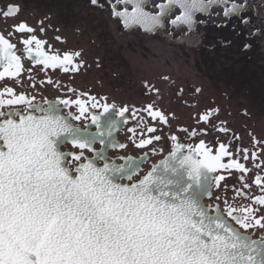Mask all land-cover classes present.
<instances>
[{"label": "snow or ice", "instance_id": "6c2138e0", "mask_svg": "<svg viewBox=\"0 0 264 264\" xmlns=\"http://www.w3.org/2000/svg\"><path fill=\"white\" fill-rule=\"evenodd\" d=\"M90 2L98 5L99 0ZM121 2H131V12L127 7L117 11L113 5L112 14L125 27L139 24L148 31L162 26L165 10L172 5H178L182 12L170 23H182L189 29L196 23L194 13L209 12L214 5H223V18L235 14L242 25L249 23L240 15L247 5L235 0H231V6L230 0H166L156 5V13L144 10V0H117ZM18 12V6L8 5L2 15L6 20ZM215 15L220 17L221 13ZM225 26L223 22L216 24ZM13 28L20 34L24 53L36 65L61 68L65 73L79 71L74 57H79L80 52L49 54L44 50L46 41L38 38L34 28L25 22ZM40 31H44L43 27ZM0 66V79L17 78L25 71L16 44L2 33ZM27 72L31 79L32 69ZM145 86L158 93L154 86ZM89 99L91 109L103 108L108 112L115 108L95 97ZM34 100V96L29 98L23 91L17 94L13 87L0 91V264H264V175L254 178L261 195L249 196L244 191L250 188L248 183L242 185L244 190H235L237 196L251 203L240 206L224 199L221 208L219 203L203 202L205 197H212L206 182L211 180L219 189L226 179L224 174L210 176L211 173L237 170L243 181L244 174L251 169L241 161H250L254 168L264 170V161L256 163L264 157V139L252 136V149L238 147L235 151L230 149L231 142H219L214 150L201 139L194 146L188 144L187 153L173 163L185 145L172 135L170 139L176 143L169 157L160 163L177 178L157 175L159 166L155 164L138 178L146 156L110 158L107 154L109 148L127 147L113 137L121 120H111L104 128L100 117L79 98L57 99L46 102L47 106ZM72 105L78 107V114L62 113L61 106ZM128 111L124 106L116 115L124 118ZM143 111L153 121L168 124L165 113L153 103ZM217 111L207 110L198 122L208 123ZM136 115L137 110L133 109V118ZM89 118L95 131L73 123ZM128 131L133 133L132 142L141 149L161 139L160 135L144 138L142 132L136 142L135 129ZM156 131L155 127L147 128L150 134ZM181 131L195 137L198 130ZM218 131L227 135L230 129L221 124ZM240 139L232 134V140L239 143ZM97 142L104 147L97 149ZM68 145L70 149L62 151ZM152 152L156 154V149ZM181 169L185 170L187 181Z\"/></svg>", "mask_w": 264, "mask_h": 264}, {"label": "flooded vegetation", "instance_id": "af4514ba", "mask_svg": "<svg viewBox=\"0 0 264 264\" xmlns=\"http://www.w3.org/2000/svg\"><path fill=\"white\" fill-rule=\"evenodd\" d=\"M107 5L104 6L102 3L99 6L101 10H110V18L118 21L115 25L120 27L113 29L112 41H116L121 46H124L120 39L125 32L133 33L140 31L146 35H157L165 30H183L187 32H193L196 30L199 24V16H206L211 14L214 7L223 5H214L209 12L194 13L196 23L189 29L186 25L178 23L173 25L170 23L171 19L179 16L182 9L178 5H172L165 10V15L162 18V26H157L154 30L148 31L139 24H133L130 27H125L122 20L119 17L114 16L113 5L116 6V10L120 11L124 7L128 8V11L132 10V3L127 4L117 3V0H104ZM155 0H144V10L152 13L158 12L156 5L166 3V0L157 1L153 8L150 6ZM8 6V5H7ZM6 7L0 6V33L4 34L7 38H10L11 42L16 44L17 55L21 56L22 63L24 64L25 71L17 78L5 77L0 79V91L5 87H13L17 94L24 92L29 98L35 97L34 103L42 106H47L46 102L55 101L57 99H81L84 100L86 105L89 107L90 112L100 117V123L104 128L108 127L111 120H121V123L117 129L113 132V137L120 143L127 145L125 149H111L107 151L108 156H132L136 159L145 157L144 163L141 165V170L137 173L138 178L147 174L151 170L152 165L157 164L158 161L166 157L173 150V146L176 142L172 141L170 137L172 135L177 136V141L183 145V151L187 153V145L192 144L193 146L199 143V140H205L209 147H213L215 150L218 147L219 142H231L230 149L235 151L238 147H248L252 149V136L257 139H264V118L260 111L264 108V88L253 86L252 77L248 76L246 72L244 75L241 73L244 64L231 65L230 79L235 76V73L239 74L240 81L248 86V88L255 89L254 100L257 104V111L253 113L249 108L242 107L238 111V104L229 103L224 105L221 102L219 93L216 88L211 86L213 84V78L210 73L205 72L203 69V61H200V56L196 59L194 57L182 56L180 59H188L187 62H195L193 65H180L173 64L168 56L162 55H146L144 60H138L140 58L138 54L128 55L124 57L125 65L119 63L116 67L105 68V65L101 64V58L108 59L110 56L102 54L101 57L98 55L93 56L92 61L91 55L86 52L85 46L90 45L84 38V28L71 29L70 32H66L64 26L57 22H48L52 20L51 17L41 18L36 17L35 12H32L29 8L19 7V12L14 17L5 18L2 13L7 9ZM154 10V11H153ZM34 11V10H33ZM246 11V10H245ZM244 12V11H243ZM241 12V13H243ZM240 13V14H241ZM49 16L51 14L49 13ZM237 16L235 14L231 15ZM20 22H25L30 27L35 29V34L38 38L46 41L44 50L49 54H59L63 56L65 52H80L79 57H74V61L80 65L79 71H69L65 73L61 68L57 69H44L43 66L36 65L27 54L24 53V46L20 42V34L14 32V25ZM76 25V24H75ZM83 25V24H82ZM43 27L44 31L41 32L40 28ZM12 33L9 37L8 34ZM27 38V33L23 34ZM59 37L60 39H57ZM91 41V40H90ZM79 42V43H78ZM98 44V43H97ZM78 45V47L74 46ZM137 45L136 40L128 41V46L131 50L136 51L135 46ZM34 47V45H33ZM104 52H107L105 49ZM198 59V60H197ZM82 61V63H81ZM181 61V60H180ZM249 62H253L250 60ZM123 67L127 69L123 71ZM31 68V79H29V73L27 69ZM104 69L105 73L101 76H95L98 69ZM114 69L116 71H114ZM190 69V70H188ZM0 66V71H2ZM110 72L112 80H105V75ZM107 72V73H106ZM164 77H168L167 80ZM51 79L53 82L49 84L47 81ZM43 81V83H42ZM233 85H237V80H233ZM35 84V87L31 85ZM148 84L150 87L158 89L156 91H149L145 86ZM240 87V86H239ZM237 87V88H239ZM244 87V86H242ZM196 88H200L199 93L195 92ZM71 89V91H70ZM242 88H239V91ZM250 89L248 91L250 93ZM180 90H183L182 92ZM251 94V95H252ZM249 95V97L251 96ZM90 97H95L96 101L100 103H108L115 105L114 109H110L108 112H104L103 108L91 109L90 108ZM5 98H8L7 96ZM250 99H252L250 97ZM149 103H153L156 108L163 111L168 118V124H161L158 121H153L148 116L147 112L143 111ZM127 106L129 111L125 113L124 118H120L116 115V112L121 108ZM242 106V105H241ZM239 106V107H241ZM62 108V113L72 111L78 114V107L72 105L71 108ZM137 110L135 118L132 116V110ZM209 109H218L213 116L209 118V122H198V118L201 114H204ZM123 120H127V123H123ZM73 123L80 124L82 127L87 126L90 131H95L96 126L91 124L90 118L88 120L73 121ZM221 124H225L229 129V133L225 135L218 131ZM148 127H155L157 131L155 133H148ZM129 128L135 129L136 142L141 138L143 132L144 138H148L151 135H160L159 141H153L152 145H148L145 148H137L132 142L133 133L128 131ZM188 128L189 132L193 128H197V135L191 137L189 134L181 131V129ZM199 129H205V132L199 131ZM236 133L241 139L239 143L232 140V134ZM70 145L62 148V151L70 149ZM95 147L100 149L104 147L99 142L96 143ZM156 149V154H153L152 149ZM162 149V151H161ZM259 151V149H256ZM91 155V153H87ZM228 158H225L227 162ZM264 161V157H260L256 163ZM122 161L117 160V163ZM246 164V167L251 169L249 173L244 174V180L240 179L241 173L237 170L231 171V173L220 170L213 175L224 174L226 179L221 182V187L217 189L212 183V197L204 199L205 204L215 205L219 203L221 208L224 207L223 201L227 199L231 204H238L243 206L251 201L245 197L237 196L236 189H242L244 183H248L250 188L244 191L248 192L249 196L261 195L260 189L255 185V175H264V170L254 168V164L250 161H241ZM216 197H220L219 200ZM254 207H262L254 205ZM259 233L257 232V236Z\"/></svg>", "mask_w": 264, "mask_h": 264}, {"label": "rangeland", "instance_id": "374dc122", "mask_svg": "<svg viewBox=\"0 0 264 264\" xmlns=\"http://www.w3.org/2000/svg\"><path fill=\"white\" fill-rule=\"evenodd\" d=\"M157 1L163 0H155L150 8H153ZM235 2L247 5L246 11L240 14L248 19L247 25H242L238 16L223 18L221 12L223 6H219L214 7L211 14L199 16V24L193 32H187L185 29L172 32L162 30L153 36L140 31L125 32L120 38L124 45L121 49L119 43L112 41V28L120 29L115 25L118 21L110 18V10H101L99 6L92 5L90 0H0V6L15 5L33 9L34 11H30L35 12L36 17H51L52 20L47 21L60 23L66 32L76 27L84 28L82 30L84 38L90 43L84 49L88 55L92 56V61L93 56L96 55L110 56L108 59L101 58L100 61L105 68L109 66L108 69L112 68V65L116 67L119 63L125 65L123 59L129 54H138L140 57L138 60H144L146 55L168 56L173 64L184 66L193 65L195 62L191 59L190 62H187L188 59L183 61L180 57L189 56L196 59L200 56V61H203V70L210 73L213 78L211 86L218 89L217 93L220 95L221 102L224 105L238 104L237 112L240 108L247 107L255 113L258 112V103L254 100L255 95L252 93L256 90L248 88L242 82L243 79L240 81V73L237 71L230 79L232 73L229 67L233 64L237 67L240 63L244 64L241 73L244 75L246 72L252 77L253 86L264 88V0H235ZM101 3L104 6L107 5L104 0H99L98 4L101 5ZM229 6H231V0ZM215 13H221L220 17H217ZM202 20L204 23L200 22ZM221 22L226 23L227 26L216 27V24ZM132 40L137 41L135 46L137 52L128 46V41ZM245 45L248 46L245 47ZM74 46L79 48L78 45ZM105 49L107 52H104ZM250 60L253 62H249ZM123 71L126 72L127 69L123 67ZM96 72L95 76H101L105 70L99 68ZM107 72L109 74L104 77L108 82L112 80V77L110 72ZM234 79L237 80V85H233ZM237 87L242 89L239 91ZM246 88L251 90L250 93L244 90ZM261 109L260 113L264 118V108Z\"/></svg>", "mask_w": 264, "mask_h": 264}, {"label": "water", "instance_id": "95a60500", "mask_svg": "<svg viewBox=\"0 0 264 264\" xmlns=\"http://www.w3.org/2000/svg\"><path fill=\"white\" fill-rule=\"evenodd\" d=\"M158 9V8H157ZM159 11V9H158ZM184 154H186V152L183 151V149L177 153V160L176 161H171L173 163H178V159L180 157H182ZM170 154H168L166 157H164L163 159H161L160 161H158L157 164L155 165H158V169H157V175H160L162 177H167V178H170V179H176L177 177L170 171V170H165L164 166L160 163L162 160H165L166 158L169 157ZM150 171V170H149ZM184 169H181V173L184 174ZM146 175V174H145ZM213 175V173L210 174V176ZM143 177V176H142ZM141 177V178H142ZM184 180L187 181V176L186 174H184ZM208 184V186L211 188V192H212V182L211 180L207 181L206 182ZM171 187V186H170ZM207 198V197H205ZM204 198V199H205ZM204 202V201H203ZM205 203V202H204Z\"/></svg>", "mask_w": 264, "mask_h": 264}, {"label": "bare ground", "instance_id": "6f19581e", "mask_svg": "<svg viewBox=\"0 0 264 264\" xmlns=\"http://www.w3.org/2000/svg\"><path fill=\"white\" fill-rule=\"evenodd\" d=\"M123 4V3H122Z\"/></svg>", "mask_w": 264, "mask_h": 264}]
</instances>
